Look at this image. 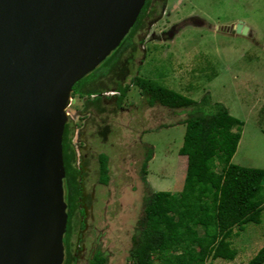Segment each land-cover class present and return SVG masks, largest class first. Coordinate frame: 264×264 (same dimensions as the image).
<instances>
[{"label": "rangeland", "instance_id": "1", "mask_svg": "<svg viewBox=\"0 0 264 264\" xmlns=\"http://www.w3.org/2000/svg\"><path fill=\"white\" fill-rule=\"evenodd\" d=\"M164 6L161 17L136 36L135 66L98 83L107 89L101 94L104 105L85 111V97L68 99L71 144L77 166H85L82 214L71 238L75 264H87L96 251L106 257V264H130L147 198L152 192L178 194L184 184L186 157L178 154L182 123L198 109L148 107L140 88L131 84L133 77L157 81L196 102L209 94L212 103L224 105L244 123L232 163L264 170V0H165ZM191 18L204 23L163 36ZM238 23L252 34H236ZM117 81L127 86L119 108L112 98ZM149 147L153 156L143 181L141 166ZM101 153L108 156L105 186L98 182ZM233 233L236 258L209 259L206 264H247L264 246V208L260 224H247L242 231L235 227ZM173 255L180 260L178 253Z\"/></svg>", "mask_w": 264, "mask_h": 264}, {"label": "water", "instance_id": "2", "mask_svg": "<svg viewBox=\"0 0 264 264\" xmlns=\"http://www.w3.org/2000/svg\"><path fill=\"white\" fill-rule=\"evenodd\" d=\"M145 2L0 0V264L64 263L65 108Z\"/></svg>", "mask_w": 264, "mask_h": 264}, {"label": "trees", "instance_id": "3", "mask_svg": "<svg viewBox=\"0 0 264 264\" xmlns=\"http://www.w3.org/2000/svg\"><path fill=\"white\" fill-rule=\"evenodd\" d=\"M163 0H146L134 26L120 45L92 72L72 88V96L84 99V110L104 105L101 94L106 88L98 86L104 79H112L116 72L130 69L136 56V36L146 27L148 19L157 17ZM102 66V67H101ZM131 84L140 88L149 107L158 104L177 110L196 108L198 111L185 119L180 156L186 157L184 184L178 194L152 192L145 202L139 222L137 238L131 251L130 264H206L209 259L233 261L237 251L232 247L233 228L240 231L247 224H260L264 208V170L244 168L231 162L243 127V122L220 103H212L210 95L199 102L188 98L159 82L133 77ZM116 107L126 97L127 86L115 82ZM73 129L64 128L62 148L65 169L64 199L67 205V226L63 238V264H75L71 238L82 214L79 202L83 196L81 178L84 164L77 166L71 144ZM149 147L142 163V180L146 181L147 165L152 159ZM98 182L109 180L108 156L98 155ZM217 167L221 172L216 171ZM178 253L180 260L173 255ZM157 261V263H155ZM100 251L87 264H106ZM264 263V246L247 264Z\"/></svg>", "mask_w": 264, "mask_h": 264}, {"label": "flooded vegetation", "instance_id": "4", "mask_svg": "<svg viewBox=\"0 0 264 264\" xmlns=\"http://www.w3.org/2000/svg\"><path fill=\"white\" fill-rule=\"evenodd\" d=\"M164 2H163V4H162V2H161V7H160V10H159V16L158 17H155V18H151V19H148V21H147V24L146 25H148L147 27H150V26H152V23L154 22V21H156L157 19H159L160 17H161V15H162V13H163V11H164V5H165V0H163ZM197 19H193V18H191V19H187V20H185V26L186 25H196V23H195V21H196ZM153 21V22H152ZM203 21H201V25H203ZM180 24V23H179ZM179 24H177V25H174L173 27H171V29H169L167 32H165V33H162L163 34V36H165V37H173V35H174V33L175 32H177V31H179L182 27H184V26H182V27H180V28H178V25ZM199 26V25H198ZM148 30H149V28H147ZM144 30V29H143ZM142 31V30H141ZM133 65L135 66V61L133 60V62H132V65H131V67H133ZM137 68H138V66H137ZM125 72H129V70L128 69H126L125 70ZM120 84H122V85H124L122 82H120ZM115 92H116V86H115ZM106 93V92H105ZM104 94V93H103ZM118 95V93L116 92V95L114 96V97H112V98H114V100H115V98H116V96ZM104 97V96H103ZM104 99H105V97H104ZM146 102V101H145ZM147 104V103H146ZM149 107V106H148ZM101 184V183H100ZM105 185H107V184H105ZM104 185V186H105ZM97 252V251H96ZM93 256V255H92ZM91 256V257H92ZM106 258V257H105ZM107 260V259H106Z\"/></svg>", "mask_w": 264, "mask_h": 264}, {"label": "crops", "instance_id": "5", "mask_svg": "<svg viewBox=\"0 0 264 264\" xmlns=\"http://www.w3.org/2000/svg\"><path fill=\"white\" fill-rule=\"evenodd\" d=\"M243 125H244V123H243ZM242 128H243V127H242ZM241 133H242V132H241ZM240 139H241V137H240ZM239 142H240V140H239ZM238 146H239V143H238ZM238 146H237V149H238ZM237 149H236V152L238 151ZM236 152H235V154H236ZM235 154H234V156H235ZM234 156L232 157V160L234 159ZM232 160H231V162H232Z\"/></svg>", "mask_w": 264, "mask_h": 264}]
</instances>
